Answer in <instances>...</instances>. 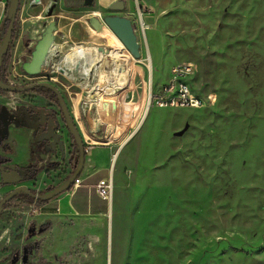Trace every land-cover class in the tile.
<instances>
[{"label":"rangeland","instance_id":"1","mask_svg":"<svg viewBox=\"0 0 264 264\" xmlns=\"http://www.w3.org/2000/svg\"><path fill=\"white\" fill-rule=\"evenodd\" d=\"M82 1L20 0L3 70L12 72L18 57L29 61L43 24L57 20L42 74L20 68L26 77H17L16 87L48 83L59 91L85 157L92 147L112 148L109 211L61 218L45 211L52 200L17 196L0 215V264L24 250L28 264H264V0H125L119 14L135 26L137 60L101 20L116 0ZM78 51L87 58V78L60 65ZM184 63L194 69L191 88L214 95V103L147 110L149 91ZM35 93L0 92V107H43ZM60 128L63 150L51 153L34 143L33 129L9 125L0 166L27 169L21 185L33 193L56 187L77 161ZM23 129L31 132L28 148H15L10 137ZM14 187L0 181V200ZM31 224L42 232L26 240Z\"/></svg>","mask_w":264,"mask_h":264},{"label":"water","instance_id":"2","mask_svg":"<svg viewBox=\"0 0 264 264\" xmlns=\"http://www.w3.org/2000/svg\"><path fill=\"white\" fill-rule=\"evenodd\" d=\"M34 3H38V0H34ZM83 6L89 7L93 5V0H83ZM20 0H8L6 15L3 24V31L0 37V91L1 92H13V93H23L25 91L33 90L34 88H43L51 91L56 95L59 110L62 114L64 121H61L66 128L69 136L73 140L74 150L77 152L76 168L72 174L65 179L62 183L54 188L49 189L43 193H33L24 185H21L26 176V170L20 168L15 164H10L6 166H0V181L2 186H15L12 191L6 194L0 200V215L3 212V207L9 201L20 195L27 196L30 200L49 202L58 198L65 192H68L74 185V182L79 179L81 172L85 164V148L83 145V140L80 133L75 126V123L70 116L69 110L65 105V102L59 93V91L51 84L48 83H36L27 87H16L13 85L6 84L2 77V66L6 54L8 53L9 46L12 42L13 30L15 27V22L19 10ZM126 8L125 0H116L109 7V13L104 15L101 20L104 25L119 39L123 44L125 49L129 54L135 59L140 58V46L138 43L137 34L135 31V26L131 20L121 14ZM91 27L94 30H98L101 22L97 18H92ZM57 33V20L50 21L43 24V30L40 33L39 38L36 40L34 46L29 51L30 60L25 61L21 65L22 71L29 77H35L41 75L46 64L47 56L49 54L50 48L55 41V34ZM22 118L19 114L14 111L10 113L6 111L3 107H0V145L7 136L9 125L13 124L15 128L17 127H28L33 129V141L35 144H44L45 147L54 153L57 150H63V141L60 142L62 136L54 133L53 129H48L43 135L36 136L35 133L40 126L41 122L32 123L30 121H20ZM55 146H58L55 148ZM119 150L115 154V158ZM114 158V159H115ZM41 230H36V226L31 224L26 233V240L40 234ZM11 264H28V256L26 255V250L23 251L21 258L15 256L11 261Z\"/></svg>","mask_w":264,"mask_h":264},{"label":"crops","instance_id":"3","mask_svg":"<svg viewBox=\"0 0 264 264\" xmlns=\"http://www.w3.org/2000/svg\"><path fill=\"white\" fill-rule=\"evenodd\" d=\"M7 2L8 0H0V37L3 31ZM33 38H31V40ZM20 43L21 42L19 40L18 44ZM126 124L127 121H122L121 132L124 135L126 133ZM31 132L26 129H23V133L21 134L15 131L10 137V140L14 144L15 148H28V134ZM90 150V156L87 155L85 157V164L81 172L79 185L75 188L72 187L68 192L63 193L57 199L52 200L49 205L52 207L49 208V210L45 209L47 214H56L61 218H65L91 215L104 216L109 211L110 203L99 197L96 186L100 180H108L112 178V148L106 145L102 147H92ZM114 158L115 154L113 156V161Z\"/></svg>","mask_w":264,"mask_h":264},{"label":"built area","instance_id":"4","mask_svg":"<svg viewBox=\"0 0 264 264\" xmlns=\"http://www.w3.org/2000/svg\"><path fill=\"white\" fill-rule=\"evenodd\" d=\"M20 38L18 39V41ZM35 40V38H33ZM52 47V46H51ZM17 63L12 61L10 68L12 67V72H9L8 66H6V82L9 85H15L14 80L17 77L25 76V74H19L17 72L21 71V59L16 58ZM195 75L194 69L191 64H175L170 70V81L160 87H157V91L154 94H150L147 101V110L151 107H156L160 109H201L208 104H212L215 101V97L212 94L207 96H200L197 94L190 85V81ZM153 86V84H152ZM79 185V179L74 182L73 188ZM99 197L111 203L113 183L111 179L100 180L96 186Z\"/></svg>","mask_w":264,"mask_h":264},{"label":"flooded vegetation","instance_id":"5","mask_svg":"<svg viewBox=\"0 0 264 264\" xmlns=\"http://www.w3.org/2000/svg\"><path fill=\"white\" fill-rule=\"evenodd\" d=\"M55 1L56 0H53V2H55ZM6 72H7L6 69L2 70V76H3L2 79L6 84H8L6 82ZM14 82H15V80H14ZM14 86H16V83ZM25 92H23V93H25ZM35 92H36L35 95L38 97V99L40 101L45 100L47 103L43 107H35V104H33L34 106L33 105H29L28 107L25 106V111L23 109H20L19 111H16V112L19 114L20 117H22L23 112H25V115L27 118L26 121H30L32 123H36V122L42 123L40 126H38V129L35 133V137L37 135L38 136L43 135L48 129L50 130V129H53L54 127H55L54 133L62 136L60 123H62L61 121H64V119H63L62 114L59 110L56 95L52 92L51 93L53 94V96L46 95L45 93H42V92L41 93L37 92V91H35ZM15 110L16 109H14L13 111H15ZM12 112H10V113H12ZM62 125H63V123H62ZM59 141L62 142L63 140L60 138ZM63 145H64V143H63ZM57 147L58 146H55V148H57ZM27 252L28 251L26 250V254H27ZM15 256H18V254H16ZM15 256L12 257L11 261L14 259Z\"/></svg>","mask_w":264,"mask_h":264},{"label":"bare ground","instance_id":"6","mask_svg":"<svg viewBox=\"0 0 264 264\" xmlns=\"http://www.w3.org/2000/svg\"><path fill=\"white\" fill-rule=\"evenodd\" d=\"M142 26H144V24ZM82 60H83V62H82ZM86 63H87V58L84 59L83 52L78 51L76 53H72V54H69L66 57H64L61 60L60 65L63 66L64 71L67 74H69V76L72 74H75V75L79 74L81 77L83 76V77L87 78L89 75H84V71L86 69ZM146 112H148V111H146ZM146 112H145L143 119H145L147 116Z\"/></svg>","mask_w":264,"mask_h":264},{"label":"trees","instance_id":"7","mask_svg":"<svg viewBox=\"0 0 264 264\" xmlns=\"http://www.w3.org/2000/svg\"><path fill=\"white\" fill-rule=\"evenodd\" d=\"M14 30H13V35H12V38H14ZM23 40L25 41V42H27L28 43V41H27V39H25V38H23ZM27 45V44H26ZM8 55V53L6 54V56H5V59H4V61H3V66H2V70H3V67H4V65H5V62H6V59H7V56ZM1 77H3L2 76V72H1ZM34 90L35 91H37V92H42V93H45L46 95H49V96H53V94L51 93V91H49V90H47V89H43V88H34ZM0 160H2L1 158H0ZM4 161V160H3ZM2 161V162H3ZM22 197H24V198H26V199H29L27 196H25V195H21ZM17 198V197H16ZM16 198H14V199H12L11 201H9V203H12ZM38 203H47V202H42V201H37Z\"/></svg>","mask_w":264,"mask_h":264}]
</instances>
